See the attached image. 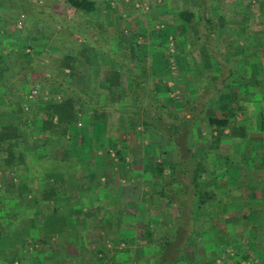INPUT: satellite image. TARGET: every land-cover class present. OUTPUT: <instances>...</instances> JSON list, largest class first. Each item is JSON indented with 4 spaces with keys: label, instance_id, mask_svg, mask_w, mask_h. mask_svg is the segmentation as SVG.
I'll list each match as a JSON object with an SVG mask.
<instances>
[{
    "label": "crops",
    "instance_id": "obj_1",
    "mask_svg": "<svg viewBox=\"0 0 264 264\" xmlns=\"http://www.w3.org/2000/svg\"><path fill=\"white\" fill-rule=\"evenodd\" d=\"M146 1L152 6H157L153 0ZM222 1L223 4L217 7L218 15L207 17L213 29L209 32L211 34L209 38H205L199 16L193 19L195 28L192 31L188 28L189 23L179 17L174 18L176 21L172 23L169 22L170 16L161 15L160 23L164 22L166 26H163V29L166 28L168 31H160L166 35L164 38H171L172 36H168L171 33L183 38L184 44L182 43L179 48L192 56L190 74L194 76V80L191 85L197 88L196 93L218 74L217 63L210 51L221 56L223 73L215 79L217 83L224 81L226 86H230L232 84L230 77L233 76V79L237 80L233 84L238 85L241 104L245 102L242 86L245 83L264 80L263 66L257 64L255 60L253 67L252 57L250 59L247 57L253 53L252 49H258V45L254 43L259 36L257 32L248 30L247 15L232 17L224 12L227 3L234 1L233 5L238 8V14L243 13L240 8L247 0ZM163 2L162 5L167 4L169 0ZM121 4H131V1L122 0ZM160 5L159 7H162ZM213 7L216 10L215 6ZM71 9L65 0H0V55L5 57L0 72H5L10 65L13 66L20 59L17 58L18 53H11V44L19 48L18 52L23 49L20 46L29 44L28 47L33 48L34 56L37 57L50 56L51 52L48 51L50 45L54 48V56L76 53L67 42L70 39L76 41L78 38L92 35L80 33L73 27ZM158 9L160 12L163 11L162 8ZM152 11L153 9L147 13L148 17H155L151 19L152 21L148 20L150 24L160 18ZM219 11L223 13L219 14ZM139 17L140 20L144 19L142 15ZM252 22H257V18ZM83 24L89 23L84 21ZM56 27L59 29V37L63 36L62 41L52 40L51 32H56ZM199 28L205 38L202 42L197 41L200 38V32L198 34L197 31ZM156 32L160 33L159 30ZM220 35L225 41L222 53L218 51L220 49L216 42ZM247 41H251L250 44ZM151 43L154 45L153 41ZM153 48L160 49L161 46L157 44ZM227 54H230L231 58ZM205 55L207 57L204 59L200 57ZM204 60H208L209 64H204ZM230 69L232 74L229 73ZM5 74L0 75L4 77ZM5 82L7 79H4L3 84ZM255 86L252 84L250 89L258 94L259 88ZM10 99H13V96H10ZM255 100L253 98V102ZM248 105L252 106L251 110L254 113L251 117L246 116ZM257 111V106L250 102L245 104V109L230 119L229 126L224 130L228 136L221 144L227 151H223L222 160L213 156L207 164L211 169L221 168L220 171H213L206 179L214 191V201L212 200L210 204L208 200L205 209L197 208V200L194 201L197 215L192 226V237L187 242H183L182 238L178 241L174 239V245L177 248L180 246L181 249L176 254L170 251L168 257L171 262H175L172 264H236L243 260H254L257 264H264V130H261L264 128V120L261 123ZM70 131H74V136H79L81 132L79 127L78 130L70 128ZM221 146L219 145L217 149L210 148V154L217 155ZM42 154L43 152L39 156H44ZM56 177L58 178L57 174ZM52 180H49V183ZM33 181L34 184H38L40 179L34 177ZM101 185L95 182L89 190H81L76 196L73 191L68 201H63L70 205L59 206L62 204L59 202L56 204L58 210L53 211L49 208L48 213H43L38 219L36 213L32 217H25L27 224L31 218L34 221L30 222L29 229H24L26 223L22 227L23 244L25 241H31L37 246L29 264H100L105 257L112 261V264L156 263L155 254L161 252L166 241L171 239L168 238L170 237L168 232H172L171 229L174 227L173 217H163L161 208H152L151 203L147 201L149 192H141L138 197L133 192L131 198H124L119 184L116 194L111 190L112 187ZM81 193L83 197L79 199V204H82V208L74 205ZM180 197L184 198L182 195ZM153 210L158 211L153 214ZM112 216L114 218L109 219ZM163 220L166 223H163ZM146 226L151 234L146 233ZM20 254V259L15 261L17 264L18 260L24 259L22 253ZM162 260L159 263L165 264Z\"/></svg>",
    "mask_w": 264,
    "mask_h": 264
},
{
    "label": "trees",
    "instance_id": "obj_2",
    "mask_svg": "<svg viewBox=\"0 0 264 264\" xmlns=\"http://www.w3.org/2000/svg\"><path fill=\"white\" fill-rule=\"evenodd\" d=\"M65 1L75 12L84 15L90 14L96 9L95 0ZM196 1L198 2V13L197 11L181 10L178 12V16L187 23H191L194 16H199L205 38H209V35H211L209 32L213 29L211 21L207 18L204 0ZM249 1L247 0V2ZM257 2L259 11L264 14V0H257ZM254 14L255 12L252 11L244 15L249 17ZM82 38L85 47L83 48V54L76 53V55H64L58 58L59 75L53 77L48 74H38L53 89L52 92L62 94L61 100H56V98H52L48 102L39 100L36 102V107L29 110L30 112L23 111L21 102L9 100L8 103L0 104V119H6L0 124V174L9 176V181L0 182L2 183L0 186V264H14L15 260L20 259L21 254L15 248V244L18 237L21 238V243L24 241L22 240L24 233L22 227L25 225L23 221L26 216L32 217L36 213V219H38L43 213H48L49 208H52L53 211L58 210L56 204H59V202L62 203L59 206L70 205L69 203L65 204L63 201H68L74 191L73 187L76 185L77 177L87 170L86 166L89 162V157L83 161L80 155L77 156L78 153L68 152L69 149H76L72 141L74 131L71 132L70 128L78 130V123H80L81 128H84L86 124H84V121L82 123V120L85 117H89L94 123L106 124L108 122L107 116L115 112L120 113L118 115L119 130H125L126 124H141L145 127H152L168 137L176 148L175 159L169 151L161 149V145L156 146L160 158L159 162H152L150 174L158 178L164 176V180L161 181L158 188L149 191L150 196L148 197L152 201V197L163 199L167 211L174 212L175 215V217H171L174 224L171 229L172 232H168L170 234L168 238L171 239L166 241L164 247L161 248V252L155 254V264H160L159 262L162 259L165 264L175 263L171 262L168 257L170 251L176 254L181 249L180 246L177 248L174 245L175 240L178 241L182 238L183 242H187L191 239L192 226L195 222V215H197L196 209H205L208 200L210 204L212 200L214 201V191L203 178H207L216 169L213 168L211 171V168L204 165L203 160L197 158L193 152V145L197 138H195L193 126L199 119V112L205 111L208 107L207 104L212 105L214 103L221 111L222 115H205L206 125L211 131V144L215 148H219V145L228 136L227 133H224V130L229 126L230 119H233L238 112L245 109V104L251 102L252 105L257 106V112H259L261 123H263L264 85L262 84L264 80L250 82L251 84L245 83L242 86L244 97V100H242L245 102L240 104L238 93L235 90L231 91V85L226 86L224 81L217 83L215 78L223 73L222 64L220 63L221 56L217 54L216 56L210 51L217 63L216 73L218 74L215 75L214 79L203 85L201 90H198L184 109L174 110L152 92L144 96V81L140 73L131 66L129 58L124 57V55L118 56L116 54L118 51H113L104 40L95 39L94 37ZM262 41L261 46H259V42L256 40L254 44L258 45V49H252L253 53L247 56L248 59L252 57V64L256 60V63L261 65L258 59L264 56V35ZM250 42L247 41L248 44ZM25 46L20 47L24 49ZM18 49L15 44H11V53H18L20 55L18 57H23L25 55L23 49H20L19 52ZM261 51L263 53H260ZM98 52L106 55L105 64L108 65L101 80L99 79L101 70L98 66ZM4 58L0 55V67L5 62ZM248 63L250 64V60ZM64 69L71 70V75L78 74L88 77L89 87H85V90L75 88L70 80L65 78ZM122 69L125 70L131 80L129 88H125L120 81V71ZM5 72H10V69ZM3 73L0 72L1 75ZM229 73L232 74L231 69ZM42 80H37V82H42ZM252 84L259 88L258 94L250 89ZM3 85L1 80L0 90H2ZM253 98L256 99L255 102H253ZM86 109L87 111H85ZM85 112L88 115L84 116ZM29 115H31V118L28 117ZM27 125L28 129L35 131L39 135V140L42 141V145L32 144L35 146L34 150H27L26 148L25 138L30 139L26 134ZM261 130H264V128H261ZM105 136L107 141L113 138V135L109 133H105ZM99 144L101 146H95V152L98 149L108 152L105 146L106 143ZM42 152L44 156L40 157ZM115 153L119 162L125 164L123 150L115 149ZM150 165L143 166L144 170L146 171ZM165 169L168 170L167 176L164 174ZM221 171H223V168ZM55 174L58 175V178H55ZM15 176L20 179L18 185L14 181ZM34 177L40 179V182L35 186ZM49 180H52V182L49 183ZM174 185H179L180 188L176 189ZM22 189H24L22 191L23 196L19 194ZM181 195L184 198L180 197ZM81 197H83L82 193L78 195L74 205H79L82 208V204H79ZM195 200H197L196 209L193 204ZM24 201L27 204H24ZM9 214L14 215L13 220L10 219ZM31 221L34 220L31 218ZM147 228L148 226L145 228L146 233L151 234L150 229Z\"/></svg>",
    "mask_w": 264,
    "mask_h": 264
},
{
    "label": "rangeland",
    "instance_id": "obj_3",
    "mask_svg": "<svg viewBox=\"0 0 264 264\" xmlns=\"http://www.w3.org/2000/svg\"><path fill=\"white\" fill-rule=\"evenodd\" d=\"M95 1L96 9L90 14L84 15L83 13L72 11L71 9V15H73V27L80 33H89V35H92L90 38L94 37L95 39L104 40L113 51H118V53H116L118 56L124 55V57L129 58L131 66L140 73L141 78L144 81V96H146L149 92H152L154 95L167 103L171 109H184L197 91V88L191 85L194 80V76L190 74V62L192 56L190 54L187 55V53L185 54V51L179 48L182 43L184 44V40L181 36L177 37L176 34L172 35L171 33L168 34V36H172L171 38H164L166 35L162 34L160 30H163V32L165 30L166 32L167 29H163V26L166 25H164V22L160 23V19H162L161 15L170 16L171 19L169 22L175 23L176 20L174 18L179 17L178 12L181 10H188L192 12L197 11L198 13V2L196 0H169L167 4L162 5L164 0H160V2L153 0L157 6H152V4L146 0H124L125 2L131 1V4L126 5L121 4L122 0ZM159 4H161L162 7H159ZM221 4H223L222 0H204V7L207 15L209 17L218 15L217 7ZM227 4L228 5L226 6L224 12L232 17L241 14H248L252 11L255 12L256 15L254 14L253 16L248 17V30L251 32H257V36H259L257 37V42L262 43L264 35V14H261L259 11L257 0H250L247 3H243V7L240 8L243 13L239 14L237 12L238 8L233 5L234 1ZM213 6H215L216 10ZM158 8H162L163 11L160 12ZM151 9H153L152 12H155V16L157 17L158 15L160 18L157 19L156 22L154 21L150 24L148 20L152 21V18L155 19L154 16H152V18L147 16V13H150ZM221 13L223 12L219 11V14ZM139 15L144 16V19L141 20H145V22L138 19L140 18ZM255 18H257V22L253 23L252 21H254ZM84 21H88L89 24H83ZM193 21L194 20H192L188 26V28L192 31H194L195 28ZM154 28L159 30L160 33H157ZM56 30V32H51L52 40L62 41L63 36L60 38L58 35L59 29L57 27ZM221 30H223V28ZM197 31L198 34L200 32V38L197 39V41H204L205 38L204 35H202L203 32H201V29L199 28ZM221 37L222 35H220V39L216 38V42L220 49L218 51H221L222 53V47L225 45V41ZM178 40L180 42L182 41V43ZM152 41L154 45L158 44L161 48L154 49V45L151 43ZM82 42L83 38H78L76 41L70 39L67 44L70 48H72V50L81 55V53H84L83 48H85ZM162 46H164V48ZM53 49V46L50 45L48 50L51 52L50 56L40 55L37 57L34 56L35 53L33 52L32 47H28V45L25 46L23 49V53L25 55L23 57H19L20 59H18L13 66L10 65L6 69L8 70L10 68V72H12H5L6 76H1L0 78V81L3 80V82L4 79H7V82L4 83L2 90H0V104L8 103L9 100L21 102L23 111L30 112L29 110L34 109L36 107V102L39 100L41 102H48L52 98L61 100L63 97L62 94H60V92H52L53 89H51L49 84H47L46 81H43L38 75L40 73L43 75H52L53 77L54 75H59V67H57L58 58L62 55L54 56ZM76 53L73 55H76ZM260 53H263V51ZM229 55L230 54H227V56ZM98 57V66L101 70L99 79L101 80L105 75V69L108 65L105 64L106 55L104 53L98 52ZM200 57L204 59V57L207 56L205 55ZM234 57L237 56H232V58ZM229 58H231V55ZM258 60H260L261 65L263 66L262 69H264V56L260 57ZM203 62L206 65L209 64L208 60H204ZM34 72L36 73L33 75ZM120 72V81L125 88H129L131 83L130 78L127 76L125 70L122 69ZM64 74L67 80L72 79L70 82L73 86H75V88L85 90V87H89L90 85L89 78L84 75H71L72 72L69 69H64ZM233 78V76L230 77L232 83L231 91L233 92V90H235L236 93H238V86L233 84L234 81L237 80H234ZM37 80H42V82H37ZM227 81L228 79L226 82ZM36 86L37 93L32 95L31 90ZM18 87L20 89L17 90ZM10 96H13V99H10ZM209 105L210 104L206 105L208 107L205 111L199 112V119L193 126L195 133L193 134L195 135V138L197 137L193 145V152L197 158L203 160L204 165L207 167H209L207 164L209 163V159L211 157L215 156L216 159L222 160L223 151H227L224 150V145L221 146V144H223L221 143V150L217 151L218 154H210V148L215 149V147L211 144V131L206 125L205 115H220L221 111L215 103L210 105V107ZM251 107V105H248V109H246V116L248 117H251L254 114ZM85 111H87V109ZM119 114L120 113L115 112L107 116L108 122L106 124L100 122L94 123L89 117H85V119L82 120V123L84 121L86 126L84 128H81V125L78 126L81 130L80 135L72 137V141L75 144L76 149H69L68 152H72L74 154L78 153L77 156L80 155V158L83 159V161L89 157V162H87L86 166L88 174L85 171L86 173L84 172L85 174H80L79 177H77V181H75L76 185L73 187L75 196L78 194L77 192L81 190L87 191L91 188L92 184L99 182L100 185L102 184L101 186L107 185L108 187H112L111 190L114 194H116L115 191L118 189L117 184H119V188L121 193H123L124 198H131V194L133 192L135 193V196L138 197L141 192H149L158 188L161 181L164 180V176L160 177V179L153 174H150L152 162H159L160 158L156 146L161 145V149L169 151L171 156L173 157L174 155V158L176 159L175 146L171 143L168 137L164 136L156 129L152 127H145L141 124H126L125 130H119ZM83 115L86 116L88 113L85 112ZM28 117L31 118V115ZM0 121V124H2V122L6 121V119H0ZM26 129V134L31 139L30 140L28 137L25 138L26 148L28 150L34 148L35 146L32 144L42 145V141L39 140V135H37L35 131H30L28 129V125ZM105 133L112 134L113 138L108 139V141L105 140ZM99 143H106L105 146L107 147L108 152H105L102 149H98L95 152V146H101ZM115 149L123 150L125 154V164L120 163L119 159L117 160ZM145 165H150L146 171L143 168ZM218 168L220 169V167L215 168L216 171L219 170ZM164 174L167 176V169H165ZM0 177V182L9 181V176H7V174H0ZM84 178L87 182L84 181ZM203 179L206 180L207 178L204 177ZM14 181L17 185L20 184V179L16 176L14 177ZM1 185L2 183H0V186ZM174 186L176 189L180 188L179 185ZM23 190L24 189H22L19 193L21 196L24 194L22 192ZM152 199L153 201L151 199H148L147 201L151 202L152 208H161L163 217L167 216L168 218H171L174 215V212L170 213L169 210L167 211V207L164 203L165 201L163 202V199H158L157 197H152ZM24 204L27 203L25 202ZM155 211L158 210H153V214H156ZM9 215L10 219L13 220L14 215ZM113 218L114 217L112 216L109 219ZM27 222L28 224L24 218L23 224L26 223L27 226L25 228L29 229V225L31 226V220ZM163 223H166L165 220H163ZM168 224L170 223L168 222ZM154 227L157 228V225ZM20 241L21 238L18 237L15 248L22 253L24 258L21 260L22 264H29L32 262V257L37 246L31 241H25L24 244L22 243L23 245H21ZM21 261L18 260V264H20ZM101 263L112 264V261L105 257L102 258ZM14 264L17 263L15 262Z\"/></svg>",
    "mask_w": 264,
    "mask_h": 264
},
{
    "label": "built area",
    "instance_id": "obj_4",
    "mask_svg": "<svg viewBox=\"0 0 264 264\" xmlns=\"http://www.w3.org/2000/svg\"><path fill=\"white\" fill-rule=\"evenodd\" d=\"M35 93H37V86L34 87L32 90H31V94L34 95ZM232 264V263H231ZM236 264H257V262H255L254 260H243V261H239L238 263Z\"/></svg>",
    "mask_w": 264,
    "mask_h": 264
}]
</instances>
